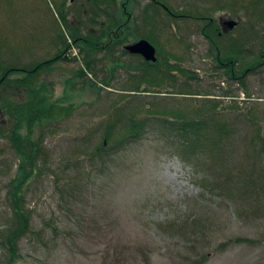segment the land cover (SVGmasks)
<instances>
[{
  "label": "rangeland",
  "instance_id": "rangeland-1",
  "mask_svg": "<svg viewBox=\"0 0 264 264\" xmlns=\"http://www.w3.org/2000/svg\"><path fill=\"white\" fill-rule=\"evenodd\" d=\"M216 1L0 0V68L49 62L36 84L55 101L69 99L63 118L55 113L36 129L47 153L25 188L30 228L12 264H264V3L220 1L210 16L240 22L228 32L220 24L215 40L204 35L206 22L166 14L214 10ZM120 17L132 24L127 41H149L176 77L145 66L101 28L107 20L119 27ZM233 48L236 72L259 65L240 80L217 65L218 50L228 58ZM177 118L205 123L201 134L216 140L203 137L185 154L195 134H174ZM132 120H146L145 136L113 151ZM20 163L0 136V264L12 260L9 189Z\"/></svg>",
  "mask_w": 264,
  "mask_h": 264
},
{
  "label": "trees",
  "instance_id": "trees-1",
  "mask_svg": "<svg viewBox=\"0 0 264 264\" xmlns=\"http://www.w3.org/2000/svg\"><path fill=\"white\" fill-rule=\"evenodd\" d=\"M154 4H157L161 0H152ZM218 0L214 3V10L212 8L205 7L203 11H198L196 14L192 11H183V12H177L172 10L170 8L168 10V13H166L171 18H178V19H192V20H201L206 22L203 33L209 40H215V36L219 34V37L222 36L221 33V21L223 19L217 20L214 17L210 16V13L212 14L213 11H221L223 10L221 5L222 3ZM241 0H237L235 4H238V2ZM161 3H164L163 0ZM242 5H245V2L242 0ZM264 3V0H250L249 4L255 8L259 9ZM153 5V4H152ZM246 6V5H245ZM203 8V7H202ZM242 8V7H240ZM122 10V9H121ZM87 11V10H86ZM122 11H119L120 13ZM64 11H61L59 16L64 20L66 23V16L64 14ZM116 13L115 15H117ZM87 14V13H86ZM123 15V13H121ZM59 17V18H60ZM229 19H232L231 17ZM120 21V26L116 27V25L113 27V22L106 21L105 26L103 25L101 28L106 27V29L109 32L110 37L114 40L116 44L118 43H128L127 41V34L130 33L132 24H130L129 21L123 22L122 18L120 17L118 19ZM115 21V20H114ZM115 21V22H119ZM240 22L239 20H235ZM123 22V23H121ZM129 23V24H128ZM129 26V27H128ZM71 27V29H70ZM217 28H219V32L217 33ZM67 29V28H66ZM69 29V30H68ZM68 31L72 36V41H74L75 44L78 43L77 34L73 36L72 31L75 30L74 26H68ZM104 30V29H103ZM216 33V34H215ZM131 34V33H130ZM130 34L128 37L130 38ZM143 39V38H142ZM139 40V38H137ZM80 41V40H79ZM126 41V42H125ZM61 46L69 47L70 41L68 39H64V41L61 42ZM234 49V48H233ZM218 68L224 69L228 67L226 74L229 76V78L234 80H240L242 79L243 75L246 73H249L250 71H254L257 69L259 65H262L264 63V51L261 55L262 62L257 65L250 67H245L240 72H236V66H237V58H235V49L234 52H231L229 50L228 58H224V53L222 50H218ZM238 53L241 51L237 49ZM223 55V56H222ZM145 66H153V67H159L161 70V76L162 77H176L174 72H176V67H174L171 64H165L163 65L159 61H157L156 64H149L146 62ZM49 62L47 63H41L37 65L34 68H31L30 70L24 69V68H11L3 69V76L0 77V92L1 94H5L4 97L0 99V115L3 117L4 115H9L12 119L11 121L2 122L0 123V136L2 138H5L9 140L12 144V148L16 151L17 156L19 160L21 161L18 171L13 178V180L10 183V189L9 194L11 198V207L13 209V227L12 231L9 234L8 238L6 239V244L8 245L9 253L12 254V260L8 264H12L13 260L16 258L17 254V245L18 242L21 240V238L27 234L30 226L31 216L30 213L27 211L25 207V188L26 186L30 184V182L38 175V161L42 159L43 157H46V150L44 148V138L35 136L37 127L44 124L45 121L57 118L58 114L59 118L62 117V113L65 111L67 114V109L64 108L68 102L69 99H67V102L65 101H55L54 97H51V91L48 89V85L46 84H36V78L39 75V71L41 67H46ZM6 69V70H5ZM230 70V72H228ZM181 72H184L181 70ZM192 74V73H191ZM242 75V76H239ZM159 77V76H158ZM193 77H196L195 74H193ZM198 78V77H197ZM158 78H156L157 80ZM74 85V82H72ZM86 86V85H84ZM88 86V85H87ZM71 88V87H69ZM72 87V89H74ZM81 91H85L84 88L80 89ZM95 91H99V89H95ZM73 91V90H72ZM70 91V94L71 92ZM137 92H139V88L136 89ZM143 90H140L142 92ZM68 92V91H67ZM12 93H18L16 97H13L11 95ZM69 96L68 95L66 97ZM27 98V99H26ZM26 100V101H25ZM63 118V117H62ZM180 122H177L176 124H170L173 125L174 134L178 132V137L180 139H187L190 133H194L195 140H189L188 146H185L186 151L185 154L190 155L191 149L193 144H200L202 139H206L207 143L211 144L214 140H216L215 134L213 136H209L208 134H204V136L201 134L202 130L205 125V123H201V125L198 127L200 121L195 120H189L187 121L185 119L183 126H181V121L184 120L183 118H177ZM111 124L109 126V129L106 133V139L104 141V144L102 148H104V158L108 155L107 153V141H110L111 138H113V128H116V123L111 120ZM146 120H142L139 123L134 122L132 120V130L126 131L125 136L122 140L117 141V143L113 147V151L119 149L120 147H123L127 144L131 143H137L141 140L142 137L145 136V134L142 133V130L144 128L143 125H145ZM13 123V124H12ZM155 125H161V123L155 124ZM215 125V124H214ZM138 126V127H137ZM161 130L163 127H159ZM226 132V131H225ZM133 133V134H132ZM218 134V133H216ZM192 135V134H191ZM42 136V135H41ZM163 137H165L163 135ZM204 137V138H203ZM143 139V138H142ZM217 148V146H216ZM226 183V182H225ZM27 186V187H28Z\"/></svg>",
  "mask_w": 264,
  "mask_h": 264
},
{
  "label": "water",
  "instance_id": "water-1",
  "mask_svg": "<svg viewBox=\"0 0 264 264\" xmlns=\"http://www.w3.org/2000/svg\"><path fill=\"white\" fill-rule=\"evenodd\" d=\"M74 0H72L73 2ZM224 28L226 32L234 30L238 26V22L234 20H229L224 23ZM125 50L132 55H140L142 56L147 62L150 63H157V49L147 40L142 39L136 43L127 45Z\"/></svg>",
  "mask_w": 264,
  "mask_h": 264
},
{
  "label": "flooded vegetation",
  "instance_id": "flooded-vegetation-1",
  "mask_svg": "<svg viewBox=\"0 0 264 264\" xmlns=\"http://www.w3.org/2000/svg\"><path fill=\"white\" fill-rule=\"evenodd\" d=\"M167 9V8H166ZM169 10V9H168ZM167 10V11H168ZM224 23H226V20H222L221 21V25H223ZM104 26H105V23H104ZM94 34H100V32L98 31V30H95V29H93V31H92Z\"/></svg>",
  "mask_w": 264,
  "mask_h": 264
}]
</instances>
